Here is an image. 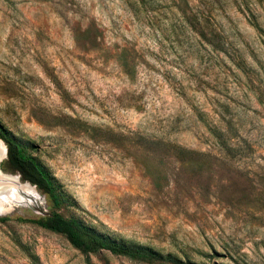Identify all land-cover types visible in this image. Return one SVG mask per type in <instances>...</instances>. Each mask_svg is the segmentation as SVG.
Returning a JSON list of instances; mask_svg holds the SVG:
<instances>
[{
	"label": "rangeland",
	"instance_id": "1",
	"mask_svg": "<svg viewBox=\"0 0 264 264\" xmlns=\"http://www.w3.org/2000/svg\"><path fill=\"white\" fill-rule=\"evenodd\" d=\"M0 127L64 200L0 139V264H264V0H0Z\"/></svg>",
	"mask_w": 264,
	"mask_h": 264
},
{
	"label": "trees",
	"instance_id": "2",
	"mask_svg": "<svg viewBox=\"0 0 264 264\" xmlns=\"http://www.w3.org/2000/svg\"><path fill=\"white\" fill-rule=\"evenodd\" d=\"M0 139L7 145L9 164L14 167L24 180L46 193L55 206H62L64 200L58 194L53 181L42 166L28 154L24 147L9 138L1 127ZM0 220L6 221L4 218ZM33 223L41 228L63 235L74 248L84 253L107 251L113 255L127 257L136 261L151 262L153 260L152 255L114 245L73 218L55 215L46 221H33Z\"/></svg>",
	"mask_w": 264,
	"mask_h": 264
},
{
	"label": "bare ground",
	"instance_id": "3",
	"mask_svg": "<svg viewBox=\"0 0 264 264\" xmlns=\"http://www.w3.org/2000/svg\"><path fill=\"white\" fill-rule=\"evenodd\" d=\"M5 148L0 142V160L4 157ZM18 180L16 177L6 175L0 172V190H13L18 193V189L15 186V183H17ZM21 187V186H20ZM19 196V195H18ZM12 197V196H11ZM8 199V198H7ZM6 202V201H5ZM13 202V201H12ZM10 203V202H9ZM3 205V204H2ZM1 206V205H0ZM7 206V205H6ZM4 208V207H3ZM2 211V210H1ZM0 211V212H1Z\"/></svg>",
	"mask_w": 264,
	"mask_h": 264
},
{
	"label": "water",
	"instance_id": "4",
	"mask_svg": "<svg viewBox=\"0 0 264 264\" xmlns=\"http://www.w3.org/2000/svg\"><path fill=\"white\" fill-rule=\"evenodd\" d=\"M1 142V141H0ZM6 150H7V147H6Z\"/></svg>",
	"mask_w": 264,
	"mask_h": 264
}]
</instances>
